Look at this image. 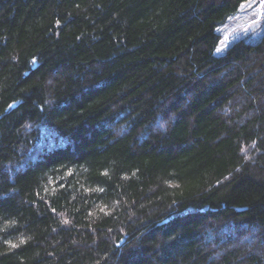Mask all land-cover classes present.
Masks as SVG:
<instances>
[{
	"label": "trees",
	"instance_id": "obj_1",
	"mask_svg": "<svg viewBox=\"0 0 264 264\" xmlns=\"http://www.w3.org/2000/svg\"><path fill=\"white\" fill-rule=\"evenodd\" d=\"M243 1L0 0V264H264Z\"/></svg>",
	"mask_w": 264,
	"mask_h": 264
},
{
	"label": "rangeland",
	"instance_id": "obj_2",
	"mask_svg": "<svg viewBox=\"0 0 264 264\" xmlns=\"http://www.w3.org/2000/svg\"><path fill=\"white\" fill-rule=\"evenodd\" d=\"M216 30L221 38L214 49L215 55L224 54L234 41L259 40L264 32V0L243 1L238 11L219 24Z\"/></svg>",
	"mask_w": 264,
	"mask_h": 264
}]
</instances>
